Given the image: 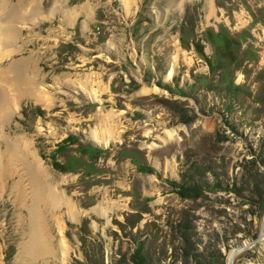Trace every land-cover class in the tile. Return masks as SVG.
I'll return each instance as SVG.
<instances>
[{"label":"rangeland","instance_id":"374dc122","mask_svg":"<svg viewBox=\"0 0 264 264\" xmlns=\"http://www.w3.org/2000/svg\"><path fill=\"white\" fill-rule=\"evenodd\" d=\"M32 1L0 71L24 61L45 93H13L0 131L29 139L74 205L72 219L65 206L48 216L54 245L65 239L70 254L21 256L29 211L14 186L31 188L16 163L0 191V264H136L138 244L151 264H228L264 222V0ZM208 31L241 45L225 50ZM95 132L109 144L94 145ZM55 155L76 170H56ZM182 187L199 196L181 197ZM235 264H264V240Z\"/></svg>","mask_w":264,"mask_h":264},{"label":"bare ground","instance_id":"6f19581e","mask_svg":"<svg viewBox=\"0 0 264 264\" xmlns=\"http://www.w3.org/2000/svg\"><path fill=\"white\" fill-rule=\"evenodd\" d=\"M123 1L127 4L129 3L128 0ZM31 2L33 3L32 0H18V3H13L12 0H0V60L3 56H11V53H14L12 51H5V48L10 49L14 43H16V33L18 31L17 24L22 22L26 15V12L21 11V9L27 7V4H31ZM69 13L70 12L65 11V17L68 16ZM2 47L4 48L3 51ZM23 62L14 61L9 67L0 71V126L5 123L7 118L14 111L13 98L15 95L13 96V93H17L18 96H35L36 93H42V95L45 93L38 87L37 82L30 80L31 78L28 74H23ZM172 75L173 72H171L169 76ZM86 91L92 100L99 101L96 90L91 89ZM42 95L40 94L35 97L38 102H42ZM95 133L92 134L93 142L97 144L102 142L104 145L109 144L110 139H104L100 137L98 133ZM176 133L175 130L168 131V138L174 137ZM3 142L5 150H2ZM0 144H2L0 145V191L3 192L6 177L10 176L11 170L14 169L16 163L22 164V170H24V175L27 176L29 187L31 188L29 193L20 182L18 184L16 183L14 186V189L19 193L18 200L21 198L22 203L24 201L25 208H27L26 210L29 211L27 218L29 222V239L26 243L21 244V256L29 260L31 259L30 261L51 257L57 259L59 256L60 259H64L65 255L69 253V250L66 253L68 245H66L65 239L60 240L57 246L54 245L55 242H53V238H55V236L48 216L56 215L60 208L65 206L68 209L69 219H72L74 218V205L64 195L63 191L51 185L46 168L42 166L35 156L36 154L31 150L32 145L29 139L22 137L14 141L7 138L6 135L0 131ZM31 156H33L32 161L29 159ZM58 218H55V223L58 225L59 232L63 236L62 238H65L63 234L65 230L64 225H62L63 222L61 221V217ZM61 253H63V256Z\"/></svg>","mask_w":264,"mask_h":264},{"label":"trees","instance_id":"16d2710c","mask_svg":"<svg viewBox=\"0 0 264 264\" xmlns=\"http://www.w3.org/2000/svg\"><path fill=\"white\" fill-rule=\"evenodd\" d=\"M210 33V34H208ZM206 39L208 41H210L212 44H215V45H222L223 48H225V50L227 48H234L235 45L236 47L239 45H241V40H239L238 42L235 41V39L231 38V37H228V36H225L223 34H220V33H211V31H208L206 33ZM236 43V44H235ZM195 49L197 51L200 52V54H202V50H201V45L197 42V43H193ZM228 54V53H227ZM212 67V66H211ZM212 69L214 70V67H212ZM231 87V90L230 91H233V87ZM37 113H39V115H43L44 114V111L43 110H40L38 109ZM75 140V136H70L68 138H66L64 141H62L59 145H58V148H57V151L55 152L56 154H60L67 146V144H70L71 141ZM89 147V148H88ZM86 152L87 154H94L95 155V158L98 157V155L102 152L101 149L97 148V147H94L90 144L87 145L86 147ZM92 157L89 158V160L91 159ZM54 168L58 171H61V172H70V171H75L76 170V167L75 168H70L67 164H62L60 163L57 158H56V155L53 156V162H52ZM198 190L196 188H193V187H182L180 188V192L179 194L181 195V197L183 198H190L192 193H195L196 196H199ZM193 197V196H192ZM188 229V228H186ZM190 229V228H189ZM185 236H182V238H184ZM185 240V238L183 239ZM143 245L141 244H138V248H137V251H136V254L134 255V261L136 264H151L149 262V258L143 253ZM185 257H189V254L185 253Z\"/></svg>","mask_w":264,"mask_h":264},{"label":"water","instance_id":"95a60500","mask_svg":"<svg viewBox=\"0 0 264 264\" xmlns=\"http://www.w3.org/2000/svg\"><path fill=\"white\" fill-rule=\"evenodd\" d=\"M93 144L96 146H100L99 144L95 142H93ZM263 240H264V222H263V227L261 229V232L256 239L248 240L246 242L239 241L237 247L233 249V251L231 252V255L229 256L228 264H235V260L241 252L250 249L251 247L255 246L256 244L260 243Z\"/></svg>","mask_w":264,"mask_h":264}]
</instances>
